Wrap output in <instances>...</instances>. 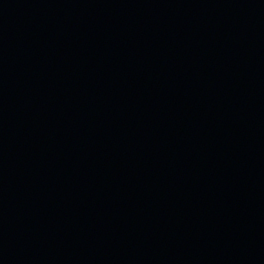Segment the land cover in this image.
I'll return each instance as SVG.
<instances>
[{
  "label": "water",
  "instance_id": "water-1",
  "mask_svg": "<svg viewBox=\"0 0 264 264\" xmlns=\"http://www.w3.org/2000/svg\"><path fill=\"white\" fill-rule=\"evenodd\" d=\"M0 264H264V0H0Z\"/></svg>",
  "mask_w": 264,
  "mask_h": 264
}]
</instances>
